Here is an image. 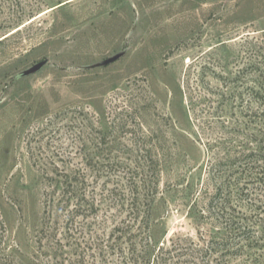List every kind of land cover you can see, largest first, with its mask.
I'll use <instances>...</instances> for the list:
<instances>
[{
    "label": "rangeland",
    "instance_id": "374dc122",
    "mask_svg": "<svg viewBox=\"0 0 264 264\" xmlns=\"http://www.w3.org/2000/svg\"><path fill=\"white\" fill-rule=\"evenodd\" d=\"M32 3L35 17L0 43V264L8 255L13 264H56L57 239L64 258L78 259L72 234L93 254L126 216L114 204L131 203L141 182L157 184V245L196 240L198 228L217 236L197 221L222 183L209 173V147L243 134L256 107L264 0ZM17 30L0 29V41ZM219 105L224 131L206 123ZM66 174L86 183L100 212L78 217L70 232L61 217L48 241L42 230L57 220L52 202L62 198Z\"/></svg>",
    "mask_w": 264,
    "mask_h": 264
},
{
    "label": "trees",
    "instance_id": "16d2710c",
    "mask_svg": "<svg viewBox=\"0 0 264 264\" xmlns=\"http://www.w3.org/2000/svg\"><path fill=\"white\" fill-rule=\"evenodd\" d=\"M39 10L32 0H0V29L7 32L17 30ZM256 81L258 87L251 90L256 107L249 114L243 134L239 129V134L233 132L228 139L216 140L209 147L213 153L209 173L212 172L213 177L217 176L222 183L216 184L197 221L209 223L217 230V236L205 237L198 228L196 240L176 236L161 246L157 245L150 224L157 184L141 182L135 185L137 197L131 203L114 204L126 210V216L115 220L107 244H98L91 254L89 248L82 247L79 237L69 234L72 238L71 243L68 239L69 252L78 259L64 258L65 247L62 240L57 239L61 248H54V251L61 259L56 264H264V66ZM219 107L209 108L208 113L216 119L206 123L224 131L228 129L226 122L216 117L215 111ZM232 130L236 132L235 127ZM63 177L62 198L52 202L58 211L57 220L50 217L49 222H45L46 229L42 230L48 241L57 238L55 231H59L58 219L61 217H65V225L61 228L70 232L74 230L78 217L94 215L101 208L94 197L88 198L85 182L70 174ZM5 237L6 227L0 220L1 245L5 244ZM2 249L0 246V253ZM10 257L7 256L6 264H13Z\"/></svg>",
    "mask_w": 264,
    "mask_h": 264
},
{
    "label": "water",
    "instance_id": "95a60500",
    "mask_svg": "<svg viewBox=\"0 0 264 264\" xmlns=\"http://www.w3.org/2000/svg\"><path fill=\"white\" fill-rule=\"evenodd\" d=\"M44 65H45V62H41V63L33 66L29 70H27L22 76L31 75V74L37 72L38 70H40Z\"/></svg>",
    "mask_w": 264,
    "mask_h": 264
}]
</instances>
